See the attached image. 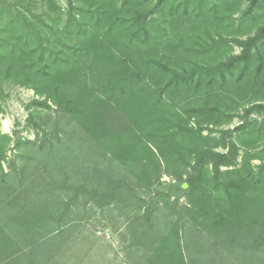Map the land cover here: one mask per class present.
Wrapping results in <instances>:
<instances>
[{
	"label": "trees",
	"instance_id": "trees-1",
	"mask_svg": "<svg viewBox=\"0 0 264 264\" xmlns=\"http://www.w3.org/2000/svg\"><path fill=\"white\" fill-rule=\"evenodd\" d=\"M8 85L36 137L0 131V264L98 218L130 264H264V0H0Z\"/></svg>",
	"mask_w": 264,
	"mask_h": 264
},
{
	"label": "rangeland",
	"instance_id": "rangeland-1",
	"mask_svg": "<svg viewBox=\"0 0 264 264\" xmlns=\"http://www.w3.org/2000/svg\"><path fill=\"white\" fill-rule=\"evenodd\" d=\"M237 50V49H236ZM239 50L236 51V53ZM5 98L0 97V131L15 136L17 133L26 139H34L36 130L28 125L26 106L36 95L31 89L21 86H6ZM240 114L224 128H234L241 124ZM15 152H9V156ZM165 181H169L165 178ZM100 219L93 220L78 236L76 243L67 254V264H130L123 250V227L100 225Z\"/></svg>",
	"mask_w": 264,
	"mask_h": 264
},
{
	"label": "water",
	"instance_id": "water-1",
	"mask_svg": "<svg viewBox=\"0 0 264 264\" xmlns=\"http://www.w3.org/2000/svg\"><path fill=\"white\" fill-rule=\"evenodd\" d=\"M184 187L187 188V185H185Z\"/></svg>",
	"mask_w": 264,
	"mask_h": 264
}]
</instances>
